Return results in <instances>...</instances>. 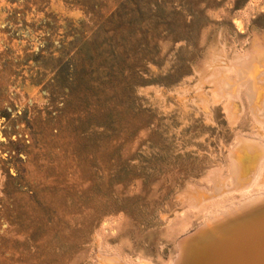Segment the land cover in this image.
<instances>
[{
	"label": "rangeland",
	"instance_id": "374dc122",
	"mask_svg": "<svg viewBox=\"0 0 264 264\" xmlns=\"http://www.w3.org/2000/svg\"><path fill=\"white\" fill-rule=\"evenodd\" d=\"M256 47L264 0H0V264H174L186 235L208 261L226 225L195 229L264 194V164L247 190L212 177L264 144L247 82L220 87L252 59L264 116Z\"/></svg>",
	"mask_w": 264,
	"mask_h": 264
},
{
	"label": "bare ground",
	"instance_id": "6f19581e",
	"mask_svg": "<svg viewBox=\"0 0 264 264\" xmlns=\"http://www.w3.org/2000/svg\"><path fill=\"white\" fill-rule=\"evenodd\" d=\"M257 46H259V45H257ZM256 48H258V49H255L254 51L255 52L257 51L258 55L260 53H262V55L264 54V50L260 49L259 47H256ZM254 51L252 53H254ZM257 52L255 53V55H253V57L256 56ZM246 61L245 62L241 61V63L239 62L240 64H238V67H239L237 69L238 70L237 76H239L238 80H236V81L233 80V82L230 83L227 79H224V80L222 79L223 81H221V83H220L221 91H222V93L232 95L231 94V90H233L232 88H234L235 86H238V85H242L243 84L242 81H246L247 84H244V86H246L247 90L249 91V93H247V95H248V99L250 100V102L252 104L251 108H249L250 113H252L253 117L256 118V121H258L260 124H264V116H261L262 110L260 109V107H258L256 105V102L253 103L255 100L258 99L256 95L258 93L257 91H259L258 90L259 88L257 89L258 86L255 85L256 82L253 79V77H255V75L253 76V74H251L253 76L252 78H251V75H248V70H250L249 67L252 65L253 62H252V59H248ZM261 81H262V79H261ZM263 84H264V82H263ZM261 87H263V85ZM258 96H259V94H258ZM231 97H233V96H231ZM256 121L254 120V122H256ZM235 139H236V143L234 144V146L232 145L233 148L230 149V152H229V161H230V167H231V169H230L231 171L230 170L229 171L231 172L230 177L233 181V184H231L232 185L231 188H228L227 187L228 185L227 186L225 185V187H227V188H225L224 187L225 183H223L222 181L217 179V176H212L213 179L216 180L217 183H219V186L215 187V189H214V192L216 194H224V192H226L225 190L235 191V189L241 190L244 188H246V190H247V187L252 186V183L255 182V180L257 179V177L259 175L261 168L263 167V164H264V144L258 140H254V139L253 140L248 139V138L244 139L243 136H242V138H241V136H239ZM252 160H253V162H252ZM248 170H252L251 175L248 174ZM263 173H264V171H263ZM227 175H229V174H227ZM228 179H230V178H228ZM263 180H264V176L262 177V181ZM213 183H215V182H213ZM222 183H223V185H222ZM262 184H264V183H262ZM191 194H189L188 199H189V202H191L194 205H198V206L202 205L200 203L206 199V198L205 199L203 198L204 192L199 193V194H193L192 196H191ZM259 194H257V196L252 195L253 197L251 196V198H249V199H247V197H246L245 199H247V200L245 202L243 200L242 201L243 203H241L240 205H236L237 206V207L235 206L236 208L233 206L234 208L232 207V209H226L227 208L226 207L225 208L226 210L224 209L225 211L222 212V214L215 213L216 215H212L213 216L212 218H208V219L206 218L205 219L206 221H203L204 223L201 226L199 225V228L195 229V230H197L198 234H202L203 231H206V230H211V231L214 230L215 231L221 225H224V224L226 225L221 230V232H219L218 234H215L214 236H211V238L213 239V243L211 242V243H207L204 246H197V248H198L197 252L198 253H203V254L208 253V256H209V258L207 259L208 261H206V260L204 261V259H202L199 262V264H209V263H213V264H264V212L256 214L255 216H252V217L245 219L241 222L232 224L233 220L239 219L241 216L243 217L246 213H249L252 208L256 207V205L264 204L263 203L264 202V194H262V195H259ZM208 195H209V193H208ZM249 196H250V194H249ZM210 197H211V195H210ZM207 199L203 203H205L207 201ZM187 202L188 201H186V203ZM188 205H189V203H188ZM194 205H193V207H194ZM195 208H197V207L195 206ZM207 233H209V232H207ZM186 236H184V237L182 236L183 238L181 237L182 239H180L178 241V247L177 248L179 249V252H178L177 259L175 258L176 261L174 262V264L180 263V259H181V256L183 253H189V257L187 258V261L190 260V261H192V264L194 263V260H195V257H194L195 253L194 252L195 251L190 247V242H191L190 238L186 237ZM207 245H209V246H207ZM212 245H214L215 248L214 247L212 248ZM102 258H104V257H102ZM111 259H113V258H111ZM118 259H120V258H118ZM114 261H118V260H112L111 261L112 264ZM102 262H103V260H102ZM122 262H124V259ZM122 262H121V264H123ZM116 263H114V264H116ZM181 263H183V262H181Z\"/></svg>",
	"mask_w": 264,
	"mask_h": 264
}]
</instances>
